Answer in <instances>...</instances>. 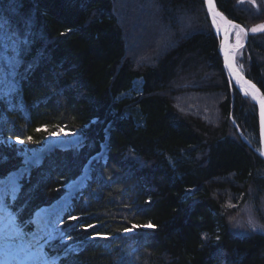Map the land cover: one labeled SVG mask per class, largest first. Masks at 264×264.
<instances>
[{"label":"trees","instance_id":"trees-1","mask_svg":"<svg viewBox=\"0 0 264 264\" xmlns=\"http://www.w3.org/2000/svg\"><path fill=\"white\" fill-rule=\"evenodd\" d=\"M119 1L0 0V178L51 133H83L33 165L7 205L30 229L106 145L45 241L57 264H264V231L238 221L248 208L264 225L258 107L231 85L204 0H150L156 15L138 0L130 19L158 21L134 29ZM217 3L245 27L238 63L264 91V31H249L264 5Z\"/></svg>","mask_w":264,"mask_h":264},{"label":"rangeland","instance_id":"rangeland-1","mask_svg":"<svg viewBox=\"0 0 264 264\" xmlns=\"http://www.w3.org/2000/svg\"><path fill=\"white\" fill-rule=\"evenodd\" d=\"M137 1L138 0H129L128 1L129 3L128 2L127 3H121V1H119L120 6L122 8L123 15L125 17L124 21L128 25L127 27L129 29L130 28L134 29L136 27L137 23L140 24V25H143V26L148 24V23H150V24L154 23V26H155V24L157 25V21H158L157 16H156V19L155 18H150L149 20H144V21L143 20H139V18L130 19L131 16L128 15L127 9L131 13L135 12L138 8H141V9H138V10H140V12L143 9L142 6H139V7L135 6ZM146 1H148V6H149L151 12L155 11V13H156V10L152 9L151 1L150 0H146ZM239 1L240 2H245V3H250L249 0H239ZM258 3H260L261 5L262 4L264 5V0H255L254 4L253 3H250V4L254 5V6H257ZM127 4H129V5H127ZM186 22H187V20H185V19L182 20L183 24H186ZM260 24H264V23H258V24H255V26L260 25ZM255 26H253V27H255ZM156 28H158V27H156ZM237 31H239V29H235L234 32H233L232 42H231L232 45H234L236 43V32ZM155 34L157 35V37L154 40V49H153V51H155L154 53L157 54V52L159 51V47L162 46V43L164 42L165 34H164V31L162 29H157L155 31ZM247 37H248V33H246V35L244 33H241V41H242L243 46H244V44H245V42L247 40ZM238 57H240V55L237 53L236 61H237V64L241 67V65L238 63V60H239ZM65 132H71L73 134H76V136L78 138H82L83 137V133L81 131H79V130L64 129V131H60L59 133L60 134H64ZM50 136H52V135L51 134L48 135L45 138V141L48 140V138ZM18 144H19V147L22 146L21 143H18ZM36 148H38V147H36ZM33 149H35V148H32V149L25 148V149H22L20 153L26 154V152H32ZM24 154H22L23 158H24ZM40 159L43 160V157L40 158ZM40 159H39V161H40ZM262 200H263V203H264V198ZM263 208H264V205H263ZM251 211L252 210H250L248 208H245L244 215H245V218L247 219L246 222H243L242 219H238V221L239 220L242 221V222L239 221L240 226L241 225L243 226L242 230L243 229H248L249 230V228L252 229V226L249 223V221H252L256 225L262 226V227H258L257 229L264 231V225H262L259 222V220L256 218L255 215L250 213ZM0 225H1V229H0V231H1L0 232V249L2 251L1 254H0V264H55L54 262L51 261L50 258L47 257V255H46V253L44 251L43 242H42L43 239H45L48 235H50L52 233V231H49L48 234L42 235L43 237H40L39 239H35V240H33V242L30 243V242H26L25 239H26V237L29 236V234L31 233L33 228L31 230L27 231L24 227H22L19 224H17L13 220V218L11 216L10 217H8V216L3 217L2 220L0 219ZM237 229H241V228H237ZM134 231H136V230L134 229ZM7 239H10L11 241H13V239H14V240H17L19 243H22V244H19L18 248L15 250V252L18 251L17 254L14 252L15 253V257L14 258L11 257V259H8V260L6 259V255H7V252H8L9 249L5 248L6 247V243H7ZM44 242H45V240H44ZM9 255H11V253H9ZM4 259H6V262L3 261Z\"/></svg>","mask_w":264,"mask_h":264},{"label":"bare ground","instance_id":"bare-ground-1","mask_svg":"<svg viewBox=\"0 0 264 264\" xmlns=\"http://www.w3.org/2000/svg\"><path fill=\"white\" fill-rule=\"evenodd\" d=\"M65 133L68 134L52 135L48 138V140L44 142L42 146L33 149L32 152H26L24 159L25 163L20 168V170L13 171L0 180V202L3 201L5 194L8 191L13 192V188L15 189L17 188V183L19 181V178L24 172L26 165L28 163L37 162L42 157V154L45 151H48L55 144L65 145L66 143H69L71 144L70 146H72L79 142L77 140L76 134H73L71 132H65ZM49 151L46 152L44 156L47 155ZM87 173H88V169L86 168L85 170H83L80 176L75 178L66 186V191L63 193L62 196H60L58 199L54 200L52 203L48 205L47 204L42 205L35 211L32 218L33 230L31 231L29 236L26 237L25 239L26 242H30V243L33 242V240L42 237V235H44L45 232H49L53 230V228L58 225L61 218L60 215L64 211V208L68 203V198L71 195L74 187L77 186L78 183L85 178ZM10 243H12L11 240L7 239V244Z\"/></svg>","mask_w":264,"mask_h":264},{"label":"snow or ice","instance_id":"snow-or-ice-1","mask_svg":"<svg viewBox=\"0 0 264 264\" xmlns=\"http://www.w3.org/2000/svg\"><path fill=\"white\" fill-rule=\"evenodd\" d=\"M250 3H255V0H249ZM208 13L210 14L212 18V25L216 28L217 32L223 31L224 34V40L221 42L220 48L221 51L224 54V63L225 66L229 69V71L233 74L236 81L240 84L241 89L245 92L246 95H251L253 99L257 100L260 104V124H261V135L264 136V94L260 93V90L256 87L255 84H253L251 81L245 80L242 74L240 73V69L236 66L235 60L236 55L239 52V49L243 47L242 41H241V33H244L246 35V30L241 28L240 25L234 24L232 21L227 20L226 17L223 16L222 13H220L216 5L214 3V0H205ZM232 29H239V31L236 32V43L234 45H230L228 43V37L230 34V30ZM253 33L264 31V24L257 25L250 29ZM22 35V34H21ZM27 42L26 40L24 41ZM41 129H36V131H40ZM46 131V129H45ZM63 131V129H61ZM59 132L51 133V135H59ZM67 135L68 133H64ZM28 140H31L32 137H27ZM18 143H23L24 141L19 139L17 137ZM16 189L13 188V194L15 195ZM70 220H78L79 217H69ZM249 223L252 226L253 230H256L258 227H262L259 225H256L252 221H249ZM84 231H88L89 229H94L96 225L93 224H87L81 226ZM137 225L133 224L131 228H124L123 231L125 233H128L130 231H133ZM144 227H155L151 223L144 225ZM70 238V237H69ZM90 239H109V236L105 233L100 232H94L90 237ZM219 239V237H217Z\"/></svg>","mask_w":264,"mask_h":264},{"label":"water","instance_id":"water-1","mask_svg":"<svg viewBox=\"0 0 264 264\" xmlns=\"http://www.w3.org/2000/svg\"><path fill=\"white\" fill-rule=\"evenodd\" d=\"M204 2H205V0H204ZM214 3H215V5H216V8H217V10L220 12V13H222L223 14V16L224 17H226V19L227 20H230V21H232L234 24H238V25H240L241 26V28H243V29H245V27L242 25V24H240L239 22H237V21H235V20H233V19H231L230 17H228V15H226V13H224L221 9H220V7L218 6V3H217V0H214ZM205 5H206V3H205ZM206 8H207V6H206ZM208 11V10H207ZM209 14V13H208ZM209 16H210V14H209ZM210 19H211V21H212V18H211V16H210ZM213 28H214V32H215V34L219 37V53H220V55H221V57H222V60H223V67H224V70H225V72H226V74H227V76H228V78L230 79V81H231V85H236L243 93H245L242 89H241V87H240V84L236 81V79H235V77L233 76V74L229 71V69L225 66V63H224V54H223V52L221 51V48H220V45H221V42L224 40V34H223V31H220V32H217V30H216V28L213 26ZM234 30L235 29H232V30H230V34H229V37H228V43L231 45L232 43V35H233V32H234ZM246 30V29H245ZM247 33V32H246ZM235 63H236V66L240 69V73L242 74V76L244 77V79L245 80H248V81H251L253 84H255L256 85V87L260 90V93L261 94H264V91L262 90V88L252 79V78H250L246 73H245V71L237 64V61L235 60ZM251 96V95H250ZM252 97V96H251ZM254 101H255V103H256V105H257V107H258V121H259V139H260V150H256V152L263 158V160H264V136H262L261 135V124H260V104L258 103V101L257 100H255V99H253ZM80 139V138H79ZM77 140H78V137H77ZM71 144H69V143H66L65 145H58V144H55L53 147H51L48 151H49V153L54 149V148H56V147H59V148H67V147H69ZM48 151H45L43 154H42V157L44 156V154H46V152H48ZM106 151H107V149L106 148H104V153H99L97 156H95L94 158H92L91 160H90V162H89V164L92 162V160H94V159H98V158H101L103 155L102 154H105L106 153ZM44 158V157H43ZM87 169H88V173H89V168L87 167ZM88 173H87V175L85 176V178L84 179H82L81 180V182L82 181H84L87 177H88ZM81 182H79L78 183V185L77 186H80V184H81ZM77 186H75L74 187V189L77 187ZM69 198H70V196H69ZM68 198V199H69Z\"/></svg>","mask_w":264,"mask_h":264}]
</instances>
